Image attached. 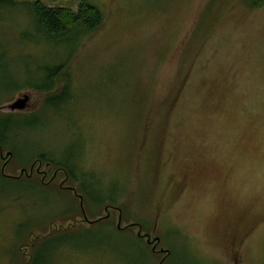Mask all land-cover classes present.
<instances>
[{"label": "rangeland", "instance_id": "rangeland-1", "mask_svg": "<svg viewBox=\"0 0 264 264\" xmlns=\"http://www.w3.org/2000/svg\"><path fill=\"white\" fill-rule=\"evenodd\" d=\"M88 2L103 24L66 44L33 43L23 5L0 15V114L27 116L0 167L19 179L36 156L76 158L87 192L43 167L25 174L45 186L7 187L0 264H264V6ZM70 53L69 96L54 109L32 87Z\"/></svg>", "mask_w": 264, "mask_h": 264}, {"label": "trees", "instance_id": "trees-1", "mask_svg": "<svg viewBox=\"0 0 264 264\" xmlns=\"http://www.w3.org/2000/svg\"><path fill=\"white\" fill-rule=\"evenodd\" d=\"M249 5L253 8H259L264 6V0H246ZM79 5L76 9H71L68 6H61V7H51L47 6L45 3L36 0L28 3H18L16 0H0V15L6 9L15 8L19 5H23L26 11H29V16L31 17V22L34 27L40 31L41 34H38L36 41H40L42 38L46 41V38L55 43L56 45L59 43H68L72 41L74 36L80 35H88L92 32H95L97 29L101 27L104 22V16L101 11L91 5L88 0H78ZM1 20V16H0ZM0 23H3L0 21ZM25 34L22 35V39L28 42L24 37ZM43 35V36H42ZM40 36V38H39ZM42 36V37H41ZM74 42V40L72 41ZM79 42V41H78ZM79 43H77L78 46ZM77 46H75L74 51L76 50ZM5 48L0 43V54L4 56ZM73 53V52H72ZM67 55V58L64 62L61 63L58 68L52 67L45 71L47 72V84L43 88L32 87V90L39 91L42 93H49V98L53 100V104L51 107L57 108L61 105H64V102L69 96L68 91V79L66 78L67 72L64 70L66 67V62L71 57V54ZM61 61V60H59ZM64 70V71H63ZM54 79H60L61 83H56L55 86L53 84ZM54 93V94H52ZM47 95V96H48ZM46 96V97H47ZM45 97V100H46ZM45 102V101H44ZM27 117L26 115L22 114H0V151L6 152L5 155L7 160L10 159L12 161L13 156L16 155L18 149L15 147L9 146L8 141L11 139L12 135H15L12 132L11 125L13 120H17L20 118ZM13 139H16L14 137ZM19 153V152H18ZM32 162L29 164L28 167H23L21 170H25V172L18 178H12L4 174L3 167H0V194L5 193L7 187H12L15 185H19L21 187H27L29 185L31 187H41L45 186L41 182L37 180H29L30 176L26 175L27 171L31 173L34 168L36 174L39 172L40 168L43 167L48 170H53V177L56 172H62L66 179L70 182L80 183L79 184V191L80 194H87L83 184L81 183L83 174L79 176L80 169L76 162V158H73L70 162L66 163L65 165L62 164L61 161H49L44 156H36L34 159L31 160ZM49 172V171H48ZM26 173V174H25ZM31 175V174H30ZM80 195V196H81ZM81 199V198H80ZM82 202L83 198H82ZM102 203H104L102 201ZM90 205L92 203L90 202ZM97 206V205H92ZM22 245V244H21ZM24 264V263H23Z\"/></svg>", "mask_w": 264, "mask_h": 264}, {"label": "water", "instance_id": "water-1", "mask_svg": "<svg viewBox=\"0 0 264 264\" xmlns=\"http://www.w3.org/2000/svg\"><path fill=\"white\" fill-rule=\"evenodd\" d=\"M29 101V97L28 96H23V98L21 99H17L16 101H14L12 104H10L8 106L9 110L10 111H21V110H24L27 103ZM25 172V170H21L20 173L23 174ZM108 216L106 215V218ZM119 222H120V219H119ZM156 242L158 241V239L155 240Z\"/></svg>", "mask_w": 264, "mask_h": 264}, {"label": "flooded vegetation", "instance_id": "flooded-vegetation-1", "mask_svg": "<svg viewBox=\"0 0 264 264\" xmlns=\"http://www.w3.org/2000/svg\"><path fill=\"white\" fill-rule=\"evenodd\" d=\"M141 233H140V228H139V232H138V237L140 236H142V234L140 235ZM145 236H143V238H145V237H147V239L149 238V234H147V233H145L144 234ZM154 241H155V239H154ZM148 243V242H147ZM154 243V242H153ZM157 243V245H158V243H159V240L157 241V242H155V244ZM149 244V243H148ZM154 244V246H152V250H153V252H155V248H156V245Z\"/></svg>", "mask_w": 264, "mask_h": 264}]
</instances>
